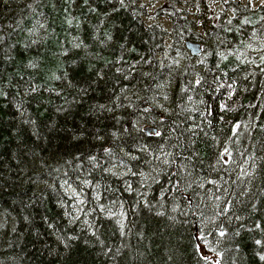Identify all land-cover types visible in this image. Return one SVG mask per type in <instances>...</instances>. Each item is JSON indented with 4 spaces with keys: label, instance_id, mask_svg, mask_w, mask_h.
Wrapping results in <instances>:
<instances>
[{
    "label": "trees",
    "instance_id": "trees-1",
    "mask_svg": "<svg viewBox=\"0 0 264 264\" xmlns=\"http://www.w3.org/2000/svg\"><path fill=\"white\" fill-rule=\"evenodd\" d=\"M147 15L0 0V264H264V4Z\"/></svg>",
    "mask_w": 264,
    "mask_h": 264
},
{
    "label": "rangeland",
    "instance_id": "rangeland-1",
    "mask_svg": "<svg viewBox=\"0 0 264 264\" xmlns=\"http://www.w3.org/2000/svg\"><path fill=\"white\" fill-rule=\"evenodd\" d=\"M141 3H144L149 11V15L146 16V20L149 23H159L164 28H166L170 33L167 36V44L171 46L173 42V38L175 36V31H180L181 33H186L188 31H199L200 33H205L206 26L202 23L207 22L212 23L218 20L220 17L221 11L225 9V1L227 0H203V3H200L198 0H140ZM243 3H248L253 7H257L259 5L264 4V0H239ZM180 8L186 9L187 12L184 11V16L186 20H183L180 13L177 12ZM175 10L177 15V23L174 21L171 14H169V10ZM201 13L202 17H198L195 13ZM183 14V13H181ZM231 14V12H229ZM192 19H195V23H193ZM183 22L188 24L191 22L193 28L185 27ZM197 25L194 28V25ZM208 28V27H207ZM193 40L202 44L203 51L199 55H193L191 50L187 48L186 41ZM179 45L185 46L188 53L196 58L195 65H201L202 61H200V55L205 52L204 42L200 39L195 38H183V42H179ZM181 54H184L181 52ZM146 128V126H145ZM78 197V194H77Z\"/></svg>",
    "mask_w": 264,
    "mask_h": 264
},
{
    "label": "water",
    "instance_id": "water-1",
    "mask_svg": "<svg viewBox=\"0 0 264 264\" xmlns=\"http://www.w3.org/2000/svg\"><path fill=\"white\" fill-rule=\"evenodd\" d=\"M186 46L191 50L193 55H199L203 51L201 43L193 40H187ZM145 131L149 134L152 132L157 133L158 128L150 125V126H146Z\"/></svg>",
    "mask_w": 264,
    "mask_h": 264
},
{
    "label": "snow or ice",
    "instance_id": "snow-or-ice-1",
    "mask_svg": "<svg viewBox=\"0 0 264 264\" xmlns=\"http://www.w3.org/2000/svg\"><path fill=\"white\" fill-rule=\"evenodd\" d=\"M197 83H199V81H197ZM156 135H159V133H156ZM225 151H227V150H225ZM220 234L223 235L224 233L221 232ZM257 243H259V241H257Z\"/></svg>",
    "mask_w": 264,
    "mask_h": 264
},
{
    "label": "bare ground",
    "instance_id": "bare-ground-1",
    "mask_svg": "<svg viewBox=\"0 0 264 264\" xmlns=\"http://www.w3.org/2000/svg\"><path fill=\"white\" fill-rule=\"evenodd\" d=\"M150 126V125H149Z\"/></svg>",
    "mask_w": 264,
    "mask_h": 264
}]
</instances>
